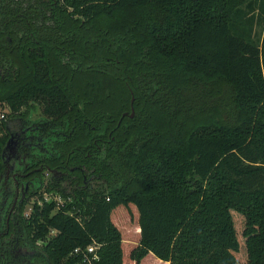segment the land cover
Returning <instances> with one entry per match:
<instances>
[{
    "label": "trees",
    "instance_id": "1",
    "mask_svg": "<svg viewBox=\"0 0 264 264\" xmlns=\"http://www.w3.org/2000/svg\"><path fill=\"white\" fill-rule=\"evenodd\" d=\"M0 68L10 119L39 103L68 129L51 163L100 134L118 170L89 200L33 194L25 230L52 264L94 244L93 264H264V0H0Z\"/></svg>",
    "mask_w": 264,
    "mask_h": 264
},
{
    "label": "flooded vegetation",
    "instance_id": "2",
    "mask_svg": "<svg viewBox=\"0 0 264 264\" xmlns=\"http://www.w3.org/2000/svg\"><path fill=\"white\" fill-rule=\"evenodd\" d=\"M7 39L11 41L9 37ZM0 72L3 74L2 68ZM4 107L8 109L7 106ZM35 108L41 116L38 121L33 122L31 113ZM135 116L133 95L130 111L122 114L118 125ZM13 120L14 123L11 124L14 133L11 131L12 126L9 131L15 139L18 134L19 140L15 148L13 145L7 148L4 157L5 174L1 180L3 190L0 194V264H52L41 250L42 244L34 245L25 230V201L35 199L33 194L39 188L38 193L53 188L59 194L77 201L83 197L89 200L91 196L104 195L115 189L109 179H115L113 173H118V170L115 166L112 172L106 169L103 161L106 145L100 134H95V148H91L79 164L55 166L51 163L54 157L59 159L64 156L59 147L66 144L68 129L62 125L56 126L49 133L48 127L53 123L44 115L39 103H31L23 109L21 116ZM30 130L35 142L33 144L28 143ZM108 136L111 137V133ZM106 142L109 143L108 140ZM17 164L20 165L19 168Z\"/></svg>",
    "mask_w": 264,
    "mask_h": 264
},
{
    "label": "rangeland",
    "instance_id": "3",
    "mask_svg": "<svg viewBox=\"0 0 264 264\" xmlns=\"http://www.w3.org/2000/svg\"><path fill=\"white\" fill-rule=\"evenodd\" d=\"M262 27H260V26H258V27H256V39H258V38H260L261 36H262ZM31 111V110H30ZM0 114H3L4 116H5V119H4V121L6 120L8 123H14V120H12V119H10L9 118V115H10V111L8 110V109H6V108H4V107H0ZM40 112L35 108L34 110H33V112L31 113V121H33V122H36V121H38V119H40ZM16 128V127H15ZM11 131H12V133H14V131H13V126L11 127ZM15 135V134H14ZM18 134H16L15 136H16V139L15 138H13V143H12V145H13V147L15 148V146H16V143L18 142V140H19V138H18V136H17ZM28 143H30V144H33V143H35L34 141H33V138H28ZM19 164H17V168H19ZM3 185L2 184H0V194H1V191L3 190ZM46 199H49V201L53 198V199H55L56 201H61V200H59V199H57L56 197H52L51 195H49V194H45V196H44ZM37 199L35 198V199H33L26 207H25V214H26V216L28 217V218H30V216H31V213H32V206H33V203L36 201ZM57 234V232L56 231H54L53 232V234H52V236H54V235H56ZM40 244H44L43 242H40Z\"/></svg>",
    "mask_w": 264,
    "mask_h": 264
},
{
    "label": "built area",
    "instance_id": "4",
    "mask_svg": "<svg viewBox=\"0 0 264 264\" xmlns=\"http://www.w3.org/2000/svg\"><path fill=\"white\" fill-rule=\"evenodd\" d=\"M4 119H5V116L3 114H0V121H2ZM98 248H99V246L96 244L87 247L86 250H82L81 248H77L74 251V254H76V255L83 254L84 263L93 264L95 261L99 260V256L97 254Z\"/></svg>",
    "mask_w": 264,
    "mask_h": 264
},
{
    "label": "water",
    "instance_id": "5",
    "mask_svg": "<svg viewBox=\"0 0 264 264\" xmlns=\"http://www.w3.org/2000/svg\"><path fill=\"white\" fill-rule=\"evenodd\" d=\"M11 126H12V124L9 123V124H8V128L10 129ZM12 143H13V135H11V139H10V141L8 142V145H7V147H6L5 151H4V154H3L4 157H5V154H6V152H7V148H9V146H11ZM2 178H3V176H2L1 179H0V184H1V180H2Z\"/></svg>",
    "mask_w": 264,
    "mask_h": 264
}]
</instances>
